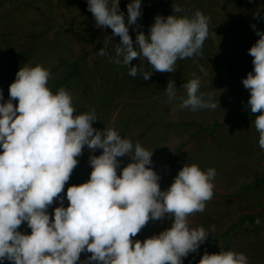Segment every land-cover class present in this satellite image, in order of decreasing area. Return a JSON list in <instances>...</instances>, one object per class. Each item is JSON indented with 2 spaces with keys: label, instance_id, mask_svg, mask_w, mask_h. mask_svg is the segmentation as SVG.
Here are the masks:
<instances>
[{
  "label": "clouds",
  "instance_id": "obj_1",
  "mask_svg": "<svg viewBox=\"0 0 264 264\" xmlns=\"http://www.w3.org/2000/svg\"><path fill=\"white\" fill-rule=\"evenodd\" d=\"M120 3L87 0V10L97 28L111 29L120 38L114 55L107 44L96 54L127 67L130 77L140 74L148 81L154 71L174 73L179 60L203 56L210 17L202 11L176 15L184 9L173 5L174 14L157 15L145 35L138 24L142 0L127 4V16ZM254 18L260 19L259 11ZM130 29L136 32L135 41ZM253 29L259 37L248 50L253 71L242 83L250 93L247 107L251 114L259 113L253 125L264 150V31L255 25ZM141 57L151 72L133 65ZM51 78V69L42 64L24 66L9 86L7 101L0 89V264H184L190 254H198L210 232L203 226L191 227L189 218L204 213L213 199L216 170L186 163L170 187L162 190V177L153 168L154 152L123 137L113 126L95 128L96 110L77 114L73 93L61 87L53 94L48 87ZM201 87V79L193 73L182 85L186 97H179L176 109L197 112L220 107ZM165 94L169 103L177 100L174 80H169ZM85 147L92 153L90 178L67 188L65 207L62 193ZM123 157L131 162L120 170ZM56 203L59 206L50 213ZM165 218L172 221L169 228L143 241L133 239L149 222ZM25 223L30 234L19 230ZM82 254L90 255L81 260ZM199 264L249 261L244 253L221 249L205 251Z\"/></svg>",
  "mask_w": 264,
  "mask_h": 264
},
{
  "label": "rangeland",
  "instance_id": "obj_2",
  "mask_svg": "<svg viewBox=\"0 0 264 264\" xmlns=\"http://www.w3.org/2000/svg\"><path fill=\"white\" fill-rule=\"evenodd\" d=\"M129 2L120 3L126 16ZM173 5L184 9L176 15L192 16L199 10L210 17V35L204 43L203 56L179 60L174 73L154 71L150 80L143 81L142 75L132 78L127 67L96 54L107 44L114 55L120 38L114 37L111 29L95 26L87 0H0V89L7 101L9 86L20 67L42 64L50 68V89L58 79L77 69L62 86L73 93L77 114L94 108L98 117L95 128L113 126L123 137L133 143L139 141L153 151V168L158 174H178L186 163L198 164L205 171L216 170L213 199L204 213L189 218L191 227L203 226L210 236L199 253L190 254L184 264L201 258L205 251L218 253L221 249L244 253L249 264H264V222L251 225L243 220L264 212V150L258 145L259 134L253 125L259 113L251 114L247 107L250 93L242 83L253 71L248 50L259 39L253 25L264 31V0H233L227 4L226 0H142L143 14L138 24L143 26L145 35L157 15L174 14ZM258 11L260 19H255ZM34 34L37 39L33 52L26 64L20 65L23 43ZM130 35L135 41L136 32L130 29ZM136 64L144 71L152 70L142 57L133 61ZM193 73L202 81L201 92L213 94L220 107L197 112L176 109L179 97H186L182 85L193 78ZM170 79L177 88V100L172 103L165 94ZM232 118L233 125H214V121ZM189 121L203 123L208 130L199 132L195 126L184 124ZM188 141L180 151L178 167L171 171L168 161L174 147ZM101 153L102 150L95 155ZM91 154L85 147L77 158L79 164L62 193L65 207L67 188L90 178ZM120 159L125 165L131 162L128 157ZM160 184L162 190L171 185L163 178ZM247 185L252 188L242 192L241 188ZM57 206L54 204L49 212L53 213ZM171 223L167 218L151 221L133 239L143 241L169 228ZM232 226L234 230L229 232ZM19 230L31 233L26 223ZM87 255L82 254L81 260Z\"/></svg>",
  "mask_w": 264,
  "mask_h": 264
},
{
  "label": "trees",
  "instance_id": "obj_3",
  "mask_svg": "<svg viewBox=\"0 0 264 264\" xmlns=\"http://www.w3.org/2000/svg\"><path fill=\"white\" fill-rule=\"evenodd\" d=\"M232 1L233 0H226V4L231 3ZM36 39H37V36L34 34L30 37V39H28L27 41H25L23 43L20 65L26 64V62L29 60V58L33 52V49L36 45ZM76 73H77V69H75L73 72L69 73L67 77H65L63 79H58L56 81L55 85L50 89L53 92V94H55L65 84V82L67 81L68 78L74 76ZM234 122H235V118H232L230 120H225L223 122L214 121V125H233ZM184 124L190 125V126H195L199 132L208 130V127L205 124L197 122V121H189V122H186ZM188 143H189V141L188 142H181L178 146L174 147L173 153H172V155L168 161V168L171 171H175L176 168L178 167V164L180 162V151L182 148L187 146ZM123 166H126V165L124 163H121V167H123ZM159 175L168 184H172L174 182V178L177 174L170 172V173H167L165 175H162V174H159ZM257 182L259 183V180H257ZM250 188H252L251 185L243 186L241 188V191L247 192ZM257 218H259L260 222H264V212L245 216L243 220H244V222H248L251 225H256L257 224V222H256ZM232 230H234V226H232L229 229V232ZM199 260H200V258L193 259V260L186 262V264H199ZM4 264H8V262L5 261Z\"/></svg>",
  "mask_w": 264,
  "mask_h": 264
}]
</instances>
